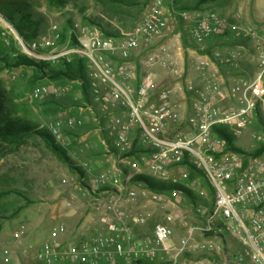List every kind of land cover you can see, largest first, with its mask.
<instances>
[{"label":"built area","instance_id":"obj_1","mask_svg":"<svg viewBox=\"0 0 264 264\" xmlns=\"http://www.w3.org/2000/svg\"><path fill=\"white\" fill-rule=\"evenodd\" d=\"M167 14L171 12L163 0H154L143 18L119 36L75 22L63 43H59L57 25L29 43L19 39L20 49L33 58H87L92 99L105 114L104 156L106 161L114 157L110 167L93 174L91 163L83 164L91 176L86 188L94 193L109 188L102 191L110 196L112 211L101 217L105 230L67 240L63 238L66 226L57 225L51 239L37 250L36 258L44 264H144L159 257L165 264H188L185 255L222 249L206 234L234 236L242 247L236 264H264V156L245 158L228 149L226 139L214 131L222 126L236 138L244 133L259 105L264 111V32L205 9L179 12L189 23L187 35L169 36ZM229 35L253 41L256 69L251 77L222 81L215 74L218 60L239 63V50L224 55L211 47L214 38ZM191 45L202 51L194 76L186 74L181 64ZM50 91L56 89L38 85L32 95ZM64 123L72 127L81 120L70 116ZM61 125L55 121L53 133ZM188 163L202 167L214 188L212 206L206 211L202 206L195 208L200 223L174 239L175 220L167 213L163 221L153 224L149 235H136L132 225L143 223L147 214L124 213V202L137 197L156 201L162 194L180 201L182 191L176 186L156 191L134 176L146 174L147 168L157 179L176 184L180 180L173 169ZM180 173L187 177L182 169ZM86 175L80 179L84 186ZM199 194L206 195L203 190ZM197 234L203 238L197 239Z\"/></svg>","mask_w":264,"mask_h":264},{"label":"rangeland","instance_id":"obj_2","mask_svg":"<svg viewBox=\"0 0 264 264\" xmlns=\"http://www.w3.org/2000/svg\"><path fill=\"white\" fill-rule=\"evenodd\" d=\"M153 1L63 0L61 4H51L47 0H0V17L9 24L7 26L0 19V88L5 96L4 113L23 122L48 129L55 142L65 149L69 160L73 162L72 164L67 162L38 136L26 137L25 142L19 147L0 140V264H44L36 258L37 250L44 242L51 239V231L59 222L50 219L51 207L62 201L64 197L69 200L75 199L74 210L63 213V218H60L65 226H74L82 218L80 209L84 207L81 203H85L84 199L87 198L83 193L90 197L95 194L86 188V185L91 183V176L89 173L86 175L83 164L91 162L94 165L91 171L93 174L110 167L114 158L110 157V160L106 161L103 143L108 142L104 129L105 114L93 102L90 87L87 89V96H84L82 79H53L34 66L6 65L3 57L12 59L18 54H25L19 45V39L23 40V38L8 21V16L19 19L20 16L27 14L39 23L37 36L49 33L54 25L70 30L72 25L69 20L96 27L99 23L107 30L126 31L143 18L148 5ZM163 2L168 12H171L167 14L171 23L169 36L178 32L183 36L187 35L189 23L178 14L183 10L192 11L191 7L212 9L230 20H236L240 24L264 32V0H215L214 2L163 0ZM98 28L101 30L100 27ZM211 47L224 55L231 50L240 51L239 63H226L220 60L216 62L221 68L228 67L224 68L228 74L232 69L236 72L230 75L237 77H251L254 74L256 52L253 41L229 35L220 39L215 38ZM189 50L191 52L185 53V56L189 58L193 67L189 74L194 76V65L202 51L192 45ZM51 62L53 67L60 66L57 60L51 59ZM38 85L50 86L56 89V92L50 91L34 97L32 89ZM257 108L260 109L257 111L258 114H262L263 122L261 123L258 115L254 113L244 133L234 138L236 146L247 152L254 151L264 144V111L261 105ZM70 116L81 120V124L72 127L66 125L64 120ZM57 120L61 121L62 125L55 134L51 127ZM241 154L245 158L256 156ZM259 156H264V152ZM197 168L202 171L193 173L192 169L195 168L191 166L173 169L174 176L180 181L175 182L176 184L165 182L168 186L165 190L178 187L182 191L180 201L170 199L164 214L162 210L153 213L160 221L167 213L173 215L176 225L174 239L184 234L189 226L200 223V217L195 213L197 206H202L206 211L213 204V185L204 169L199 166H196ZM181 169L186 172V178L181 177ZM144 171L156 178L149 169L144 168ZM84 174L87 181L85 186L80 183ZM63 179H67V183H64ZM180 186L187 187L190 192H184ZM200 190L206 195L201 196ZM97 196L101 199L105 194H97ZM27 198L32 202L27 203ZM152 223L154 222L149 224ZM18 232L20 236H15ZM205 237L223 246L222 249L185 255L183 257L188 264H236L242 247L234 236L206 234ZM196 238L202 239L203 236L197 234ZM142 263L165 264L166 262L159 257L153 262Z\"/></svg>","mask_w":264,"mask_h":264},{"label":"trees","instance_id":"obj_3","mask_svg":"<svg viewBox=\"0 0 264 264\" xmlns=\"http://www.w3.org/2000/svg\"><path fill=\"white\" fill-rule=\"evenodd\" d=\"M51 4H61L63 0H47ZM208 1H215V0H202V2H208ZM192 10H205L204 8H198V7H191ZM173 11V8H172ZM8 21L14 26V28L17 30L18 34L23 38V41L25 43H29L32 39L36 38L38 34V25L39 23L35 20H32L27 14L20 16L19 19L15 18V16H8ZM71 25H73V21L69 20ZM90 22H93V20H90ZM97 26L101 28V31L105 35H113V36H119L121 35V31L118 30H107L104 29L103 26L99 23H97ZM61 37L59 39V43H63L66 41V39L69 36V28L62 29L60 28ZM38 37V36H37ZM221 37V36H220ZM215 39V38H214ZM216 39H220L219 37H216ZM6 65L11 66H19V65H28V66H34L41 71H44L45 75L50 76L53 79L57 78H64V79H82L83 80V93L84 96H87L88 88L90 87V78L88 76V60L85 56H78L73 55L71 61H66V59H61L58 62H60L59 67H53L51 60H44V59H37L33 57H29L26 54H18L16 57L9 59L6 57L2 58ZM47 71V72H46ZM4 93L3 90L0 88V140L11 142L15 147H19L21 144L25 142L26 137L29 136H38L40 137L49 147H51L55 152H57L59 155L64 157V159L67 162H71L69 160V157L67 156L65 149L62 148L59 144H57L53 138V136L50 134L49 130L46 128H41L38 125L29 123V122H23L20 119L11 117L4 113L3 107H4ZM260 110L259 108L256 109L255 114L258 115L259 119L261 120V123L263 122L262 114H258ZM262 118V119H261ZM214 131L220 135L221 137L225 138L227 141V147L231 150H235L237 152L245 153V154H251V155H259L264 152V144L257 148L254 151L247 152L243 148L236 146L234 143L235 136L228 131L225 127L222 126H216L214 127ZM106 135V134H105ZM137 138H135L136 143ZM135 143L133 146V149L135 148ZM73 162H71L72 164ZM187 166H191L195 169H192L193 173L195 171L201 172L202 170L196 169V166L192 163H188ZM193 173L190 175L192 177ZM135 181L143 182L145 183L149 188L156 190V191H163L168 188L166 186V183L160 179L154 178L148 174H139L134 176ZM181 189L184 192H190L187 187L180 186ZM109 189L108 187L100 188L97 190V193L105 191ZM27 203L32 202L30 199H26ZM21 206L19 207V209ZM154 219V218H153ZM155 220V219H154ZM156 221V220H155Z\"/></svg>","mask_w":264,"mask_h":264},{"label":"crops","instance_id":"obj_4","mask_svg":"<svg viewBox=\"0 0 264 264\" xmlns=\"http://www.w3.org/2000/svg\"><path fill=\"white\" fill-rule=\"evenodd\" d=\"M199 56V55H198ZM190 60L187 56H184L181 59V64L185 67V73L189 74L190 70L193 68L192 63L190 64ZM215 74L219 79L222 81H231L234 79H238L236 75H230L234 74L236 72L235 69H232L230 71L228 69V74L224 68L228 67H219L218 65H215ZM219 67V68H218ZM240 68V67H239ZM195 73V72H194ZM190 75V74H189ZM192 76V75H190ZM91 163V162H90ZM92 167L94 166L91 164ZM97 169V165L95 166ZM97 194H104L102 192L95 193L94 196L91 195V197L85 193L83 195L87 198H85V203H81L84 208L80 209L81 213V220L74 224V226H66L67 232L63 236L65 239H73V240H80L86 236H90L96 232L104 231L105 230V224L101 221V217L105 214L112 215L111 207L109 205V197L107 194L103 196V198H99ZM83 199V198H82ZM75 200V199H74ZM74 200L66 199V197L63 198L62 201L57 202L51 207V214L50 219L53 221L59 220L58 223L55 225L63 224L60 221V218H63V213H68L74 210L75 205H73ZM170 199L167 197L166 194H162L160 199L156 201H146L140 197H137L135 200L124 202L122 204L121 210L126 213H146L144 222L141 224H133L132 229L133 232L136 235H147L150 233V229L153 226L155 222H158L157 215L153 214L154 212L161 211L165 212V209L169 206ZM80 208V206L78 207ZM77 210V209H75ZM60 216V217H59ZM156 221H154V219ZM164 219V216L162 217V220ZM151 220V221H150ZM161 220V221H162ZM154 222L152 224H149L150 222ZM64 225V224H63ZM23 226V224H22ZM70 227V228H69Z\"/></svg>","mask_w":264,"mask_h":264},{"label":"bare ground","instance_id":"obj_5","mask_svg":"<svg viewBox=\"0 0 264 264\" xmlns=\"http://www.w3.org/2000/svg\"><path fill=\"white\" fill-rule=\"evenodd\" d=\"M0 19L2 20V18L0 17ZM3 23H5L7 26L9 25L6 21L2 20Z\"/></svg>","mask_w":264,"mask_h":264}]
</instances>
